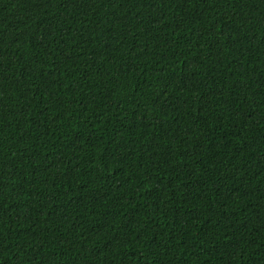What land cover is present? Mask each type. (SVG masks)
Returning a JSON list of instances; mask_svg holds the SVG:
<instances>
[{"label": "trees", "instance_id": "1", "mask_svg": "<svg viewBox=\"0 0 264 264\" xmlns=\"http://www.w3.org/2000/svg\"><path fill=\"white\" fill-rule=\"evenodd\" d=\"M0 264H264V0H0Z\"/></svg>", "mask_w": 264, "mask_h": 264}]
</instances>
